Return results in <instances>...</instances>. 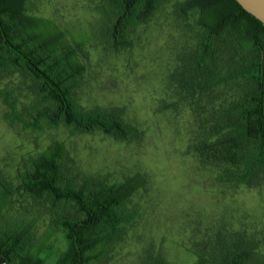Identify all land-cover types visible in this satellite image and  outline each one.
I'll return each instance as SVG.
<instances>
[{
    "label": "rangeland",
    "instance_id": "rangeland-1",
    "mask_svg": "<svg viewBox=\"0 0 264 264\" xmlns=\"http://www.w3.org/2000/svg\"><path fill=\"white\" fill-rule=\"evenodd\" d=\"M179 1L164 0L130 32L132 44L117 50L106 32L109 0H31L30 14L53 20L64 30L66 45L84 42L78 103L89 110L118 109L134 129L124 140L63 124L27 129L6 119L9 109L0 98V179L7 193L14 190L7 196L0 187L5 193L0 194V238L20 230L25 238L19 246L36 258L33 264L59 263L68 242L56 221L79 214L73 202L54 204L48 195L20 188L32 160L57 142L65 145V186H112L134 176L142 182L121 208L133 219L120 225L107 255L92 264H148L159 256L172 264H195L237 242L264 254V180L254 187L223 182L218 168L195 151L202 111L236 100L240 84L217 87L212 103L204 97L205 108L194 109L197 98L185 78L200 29L196 13L179 11ZM23 79L18 71L0 76V88L19 92ZM22 86L24 93L30 91ZM30 96H21L19 108L29 105Z\"/></svg>",
    "mask_w": 264,
    "mask_h": 264
},
{
    "label": "trees",
    "instance_id": "trees-1",
    "mask_svg": "<svg viewBox=\"0 0 264 264\" xmlns=\"http://www.w3.org/2000/svg\"><path fill=\"white\" fill-rule=\"evenodd\" d=\"M109 1L106 32L119 50L132 44L130 32L147 22L164 0ZM30 3L0 0V76L18 71L25 78L19 92L0 88V98L9 109L6 119L27 129L63 124L79 132L100 130L118 139L131 137L134 129L118 109L89 110L78 103L75 91L86 70L79 56L84 42L66 45L64 30L51 19L31 15ZM177 8L184 14L195 12L200 29L185 78L189 92L197 98L194 109L200 113V107L205 108L200 101L204 97L212 103L217 87L240 84L236 100L202 111L195 151L203 162L218 168L221 181L258 186L264 180V24L236 0H183ZM25 84L28 93L23 91ZM30 93L29 105L19 108L21 96ZM64 156L65 145L58 142L39 153L25 170L20 188L38 197L48 195L54 204L74 203L78 216L68 213L56 221L65 229L68 242L58 264H92L107 255L120 225L133 219L121 208L142 182L134 176L112 186H65ZM3 184L0 179V187L6 190ZM5 193L11 196L14 190ZM5 193L0 189L3 198ZM22 234L15 230L0 238L1 263H35L25 245L19 246L25 238ZM237 244L221 247L211 258L200 256L195 264H264L263 253ZM148 264L172 263L159 256Z\"/></svg>",
    "mask_w": 264,
    "mask_h": 264
},
{
    "label": "water",
    "instance_id": "water-1",
    "mask_svg": "<svg viewBox=\"0 0 264 264\" xmlns=\"http://www.w3.org/2000/svg\"><path fill=\"white\" fill-rule=\"evenodd\" d=\"M247 12L264 24V0H236ZM0 264H3L0 262Z\"/></svg>",
    "mask_w": 264,
    "mask_h": 264
}]
</instances>
